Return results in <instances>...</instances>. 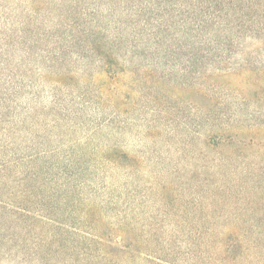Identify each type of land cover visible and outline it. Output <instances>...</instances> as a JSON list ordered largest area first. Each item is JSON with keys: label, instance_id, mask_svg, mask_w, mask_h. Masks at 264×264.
<instances>
[{"label": "rangeland", "instance_id": "374dc122", "mask_svg": "<svg viewBox=\"0 0 264 264\" xmlns=\"http://www.w3.org/2000/svg\"><path fill=\"white\" fill-rule=\"evenodd\" d=\"M107 1L0 0V130L15 115L14 98L25 106L26 90H13L24 78L43 94L33 153L47 146L50 156L83 157V169H96L74 170L81 175L67 205L49 191L42 200L43 189L25 187L15 158H5L12 138L0 131V167L6 159L12 169H0V264H264L262 33L223 59L198 61L186 42L196 18L190 0H114L128 19L113 16L129 28L111 27L138 38L106 72L97 58L84 66L79 36ZM57 58L73 59L67 69L78 80L61 89L45 73L56 72ZM229 121L249 131L235 145L220 132ZM119 152L129 160H114ZM65 206L76 215L67 218ZM228 236L242 249L225 254ZM109 242L114 249L101 245Z\"/></svg>", "mask_w": 264, "mask_h": 264}, {"label": "trees", "instance_id": "16d2710c", "mask_svg": "<svg viewBox=\"0 0 264 264\" xmlns=\"http://www.w3.org/2000/svg\"><path fill=\"white\" fill-rule=\"evenodd\" d=\"M99 1L100 0H95L96 3ZM113 1L114 0H110V2L107 1L103 5L101 4L102 6H104L103 9H100V7L97 8L95 20H93L87 25V32L81 33L79 36V38H81V40L83 41L82 52H80L79 58L82 59L84 66H89L93 63L90 61V59L97 58V64L100 65V67L102 68L105 67L106 72H109L107 71V68L116 65L119 62L118 60H121L120 58H122V55H120V52L125 50L129 51L130 49L128 46L130 45L131 47L135 38H138L135 33L133 34V32L128 34V38L125 35L126 33L122 32L126 31L125 29L129 28L127 27L128 25L119 21V19L115 18L113 15L116 14L119 17L124 16L126 20L128 19V17L126 16L125 11H122V6L119 8L116 7V4ZM117 1L118 3L120 1H122V3L124 2V0ZM202 1L203 2L199 0H190L191 3L188 2L189 6L193 8L194 16H196V18L189 23L190 27L186 31V38L188 37V40L184 38V34H182L181 36L182 39L187 40L186 42H188V45H190L192 48V57H194L198 61L206 60L212 56L214 58L223 59L228 56L229 53L232 54V48L241 46L240 43L247 42V40L249 39L257 38V34L259 35L260 32L263 36H261L260 38H264V0ZM204 7L207 8L209 12L202 11ZM117 22L122 23L121 27L125 29H113L111 26L116 24ZM185 24L187 25V21H185ZM161 27L162 26H159L160 30ZM106 33L112 36V44L109 43L105 45L104 39H110V37ZM129 35H134L133 40L132 38H130ZM143 42H147V44L144 45L147 50L155 48L154 45L150 44V42L153 43L151 38L149 39L147 37L146 41ZM71 43H73V41ZM74 47V44L68 46V49L71 51L69 53L72 54V56H76V52H73V50L75 49ZM156 48L162 50L163 46L161 43H159L157 44ZM6 61L9 62L10 60ZM3 64L4 65L2 66L6 65V63ZM53 64L58 65V68L54 70L56 72L49 73L45 71V73L59 79L54 80L57 84V86L54 85L55 87L61 89L60 86H62L63 83L73 84V82L75 83V81H78L77 78L72 75L73 72L67 69L69 66H74L73 59H71L70 61L63 59V61H61L57 58ZM7 66L8 64L6 65V67ZM29 72L31 71H26V73L22 77H26ZM9 75L10 76L8 80H12L11 83L13 84L14 77L11 76V74ZM44 77L45 76H43V78ZM86 81L87 78L85 77L84 83ZM27 84L28 85L25 84V79L23 78L21 80V88L13 86V90L16 92L14 93V97L16 96V94L24 92V90H26V93L29 96L25 97V106L22 105V98L24 97L14 98L15 100L13 102L15 103V115L13 116L12 121L10 120L9 123L5 125L4 129L0 130L3 132L5 131L4 135L9 138H12V142L9 146H5L6 141L3 142V145L5 147L2 150L4 152H7V154H10L7 155L5 158H15L17 163L14 164H19L21 171L18 173V176L21 181L26 185L25 187L29 186L30 188L33 187V189L37 190L43 189L42 200L44 197H49L48 193L51 192V197L53 199L62 202L61 204H63L64 202V205H67L68 201L71 200V198L69 199L67 195L73 192L76 193V189L72 190V187L75 182L79 181V175H81V172H90L92 170V172L95 174L96 169L95 167H90L89 162L87 169H83V157H53V155L50 156V154H54L55 151H49V147L47 146L45 147L46 149H44L43 151L37 152L35 154L33 153L29 146V144L32 145L34 143V137L32 135L31 126H34L35 124L33 119L37 121V124L43 123L42 119L44 117V114H42V117L40 118L38 116H35L34 113H37L38 105L40 106L41 104L44 106V104L42 103L43 94H33V85L30 83ZM26 88L29 90V93L27 92ZM17 101L21 102L22 104L17 103ZM45 106L49 109L48 105ZM5 108L6 106L4 105V107L1 109L5 110ZM213 123H215V121H213ZM240 127L241 126H234L233 123H230L229 121L228 126L223 130L220 129V132L224 137L228 136L226 137V140L232 141L233 144L230 145H235L234 139L236 134L246 132L248 134L249 132L246 131L247 129H245L244 127L241 129ZM49 142L50 141L48 139V143ZM43 143H47L45 139H43ZM15 151L18 153H22L23 155L17 157L18 155L17 153L15 155ZM116 157L117 158H115L114 160L121 162L122 159L123 161L129 160L127 159L128 157L126 155L124 156V153L121 152H119L118 156ZM5 162H7L6 159L1 163V171L12 173V169L10 170L11 166L5 165ZM78 168H80L81 172H74V170ZM61 192L64 194L63 197L60 194ZM65 209L67 210H64L65 214L68 212L67 218H72V216L76 215L75 213H72L73 211L70 207L66 208L65 206ZM68 209L70 211H68ZM79 210L78 212L80 213L82 210ZM86 214L87 219H85V223L89 221V216L91 215L90 213ZM102 240L104 239L102 238ZM123 241V239H120V242L118 241L115 244H122ZM241 243L243 244L241 240H238L234 236H228L222 244L223 249L225 250V254L231 253L234 248H240L241 250ZM101 245H103L106 250L115 248L111 242L103 243ZM123 248L130 250L132 247L124 246ZM148 263L150 262L148 261Z\"/></svg>", "mask_w": 264, "mask_h": 264}]
</instances>
